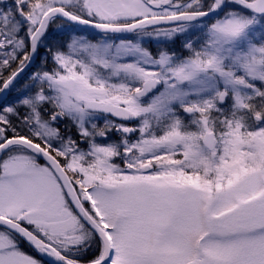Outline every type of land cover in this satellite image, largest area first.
Masks as SVG:
<instances>
[{
	"label": "snow or ice",
	"instance_id": "snow-or-ice-1",
	"mask_svg": "<svg viewBox=\"0 0 264 264\" xmlns=\"http://www.w3.org/2000/svg\"><path fill=\"white\" fill-rule=\"evenodd\" d=\"M0 264H264V0H0Z\"/></svg>",
	"mask_w": 264,
	"mask_h": 264
}]
</instances>
